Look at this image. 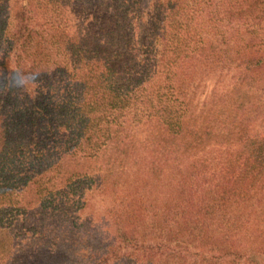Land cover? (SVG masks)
Masks as SVG:
<instances>
[{
	"label": "trees",
	"instance_id": "trees-1",
	"mask_svg": "<svg viewBox=\"0 0 264 264\" xmlns=\"http://www.w3.org/2000/svg\"><path fill=\"white\" fill-rule=\"evenodd\" d=\"M0 264H264V0H0Z\"/></svg>",
	"mask_w": 264,
	"mask_h": 264
},
{
	"label": "rangeland",
	"instance_id": "rangeland-1",
	"mask_svg": "<svg viewBox=\"0 0 264 264\" xmlns=\"http://www.w3.org/2000/svg\"><path fill=\"white\" fill-rule=\"evenodd\" d=\"M212 82H213V80H211V82L208 83L207 92H209L210 88L212 87ZM205 90H206V88H205Z\"/></svg>",
	"mask_w": 264,
	"mask_h": 264
}]
</instances>
